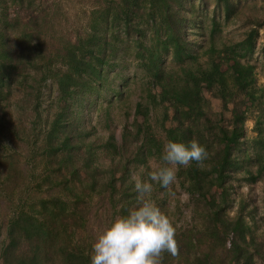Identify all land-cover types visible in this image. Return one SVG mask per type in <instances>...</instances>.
<instances>
[{"label":"trees","instance_id":"1","mask_svg":"<svg viewBox=\"0 0 264 264\" xmlns=\"http://www.w3.org/2000/svg\"><path fill=\"white\" fill-rule=\"evenodd\" d=\"M194 1H106L103 11L94 12L100 16L91 19L86 35L47 60L31 44L28 27L18 31V18L11 22L5 1H0V130L7 128L12 138L25 139L30 157L39 156L44 166L38 192L11 200L10 216L0 223L3 264H90V199L96 195L103 205L108 198L113 208L119 205V215H126L136 201L131 172L141 165L148 169L150 148H156L159 158L169 139L186 144L195 139L208 152L202 165L193 161L177 173L179 186L191 193L193 219L200 222L183 234L181 244L176 240V253L185 250L187 264H253L255 257L264 258V238L258 239L246 220L245 203L241 201L233 216L226 210L240 172L248 183L262 181L264 203V155L251 158L241 148L247 116L238 106L226 125L218 126L220 117L208 128L210 109L204 96H230L229 83L232 88L246 84L255 96L253 140L264 145V85L257 86L254 66L242 61L254 52L258 31L264 33V14L248 19V31L231 45L218 48L213 28L208 48L200 53L190 39L198 16L191 8ZM199 1L206 6V0ZM237 7L232 0H214L212 24L216 26L215 17L234 15ZM130 55L138 60L144 80L136 101L130 100L136 72H126L124 59ZM53 61L65 69L53 70ZM48 79L56 97L41 117L40 85ZM15 89L22 91L20 97L13 95ZM28 107L34 116L26 128L18 109ZM157 107L162 108L157 123L164 141L155 139L147 125ZM112 108L122 112L121 122H116ZM166 121L170 127H164ZM251 162L255 172L246 167ZM12 164L11 170L16 168ZM213 186L221 190L218 205L206 197ZM230 233L229 254L217 255ZM203 245L204 250L195 251Z\"/></svg>","mask_w":264,"mask_h":264},{"label":"rangeland","instance_id":"2","mask_svg":"<svg viewBox=\"0 0 264 264\" xmlns=\"http://www.w3.org/2000/svg\"><path fill=\"white\" fill-rule=\"evenodd\" d=\"M1 1V0H0ZM6 6V16L12 22L13 19L18 18L20 31L25 27H28L27 31L33 35L31 44L35 47L36 51L40 52L46 60L54 57L56 52L66 43H73L79 36L83 37L89 31V24L91 19L100 16L95 13L96 11H103L106 1L112 0H4ZM118 1V0H113ZM237 4V10L235 14L229 18L223 16L215 17L216 26L212 24V8L214 0H206V6H202L199 0H195L191 3V8L197 12L196 24L192 27L190 33V39L195 43L199 52H203L209 46V39L211 37L210 32L215 29L213 34L214 44L220 48L223 45L233 44V42L239 41L244 32L248 31L247 25L248 19L261 18L264 14V0H232ZM1 6V5H0ZM1 12V7H0ZM94 14V15H93ZM264 33L263 30L258 31V35L255 43V50L252 54L246 55L242 61L247 62L254 66V74L256 78L257 86L264 85V50H263ZM125 63L127 65V73L136 72L134 77V83L132 87L136 90L134 94L130 96V100L136 101L138 94L142 88L144 82L142 75L137 68L138 60L133 55L127 56ZM200 60H205V57H201ZM53 70L63 71V67L57 61L52 62ZM225 66L221 67V70H225ZM204 86V85H203ZM227 91H231L230 96L213 97L210 93L205 92L204 96L209 104L210 116L206 118V124L208 128H212L215 121L218 122V118H222V122H219L218 126L226 125L231 117V111L234 107H240L244 110L247 116L245 121V138L241 145V148L245 151L249 157L254 158L258 155H264V145L256 143L253 138L256 135L253 131V118L256 115V107L254 95L246 89V84H242L241 87L232 88V84L229 83ZM14 96L20 97L22 91L15 89ZM56 97V87L51 79L46 80L40 85L39 95V107L41 109V117H44L47 112L43 110L48 107L50 102ZM264 101V93L262 97ZM100 103V101H97ZM14 106V105H11ZM105 106V103H103ZM171 114V110L164 106ZM19 114L22 117L21 123L26 128L30 127L33 120L34 113L31 108H25L19 110ZM111 113L114 115L116 122L123 120L122 112L119 109L112 108ZM162 108L157 107L147 125H150L151 132L155 139L164 141V134L157 119H160ZM16 117H13V119ZM141 119L138 122L140 128H143ZM145 125V124H144ZM164 127H170L168 121L163 123ZM118 133V129L115 130ZM264 132V127H263ZM150 157L147 162V168L159 162V158L156 156V148H150ZM104 162H107L103 158ZM15 165V169L11 170L10 164ZM254 162L248 163L247 168L252 172H255ZM43 164L40 162V157H30V151L27 147L25 139L12 138L7 132V128L0 130V181L4 182L5 193L0 198V223L6 221L10 214L8 212V204L12 201H17L19 197L34 196L38 192V185L40 184V175L43 172ZM138 166L135 170H137ZM23 169V173H21ZM134 170V171H135ZM246 174L243 172L238 173L237 179L233 182L234 190L228 200L227 212L230 216H233L234 211L238 208L241 201L245 203L243 214L248 220L251 229L254 231L255 236L258 239L264 238V203H263V183L258 180L255 183H248L246 181ZM154 185L151 198L160 207L162 211L168 214L174 222L179 224L176 232L175 239H179V244L183 239V234L187 230H191L193 225L198 224L195 215L193 214V203L188 205H181L175 197L171 195L172 191L184 190L179 186L177 182L171 186L170 190L156 189ZM249 188H252L250 190ZM41 190V189H40ZM42 190H45V186H42ZM221 190L216 186L210 188L207 193V199L209 203L218 205L220 203ZM103 205L100 202L98 196H93L90 199L91 205H93V211L89 216L86 224L89 235L91 236V243L95 240L100 231L107 227L113 218L119 216L117 213L118 206L114 208L110 206L108 198L103 199ZM176 200V207L173 209L172 202ZM136 206V201L132 207ZM190 206V218L184 217V210ZM200 227H198L199 229ZM232 233L225 236V247L218 249L215 252L225 257L228 255L229 248L232 242ZM177 242V241H176ZM2 245V235H0V250ZM206 247L203 245L196 252L204 250ZM194 251V252H195ZM215 253V254H216ZM186 252L180 251L172 254L170 252H164L160 264H187ZM190 259L193 253L189 254ZM189 259V260H190ZM0 264L2 260L0 258ZM253 264H264V258L255 257Z\"/></svg>","mask_w":264,"mask_h":264},{"label":"clouds","instance_id":"3","mask_svg":"<svg viewBox=\"0 0 264 264\" xmlns=\"http://www.w3.org/2000/svg\"><path fill=\"white\" fill-rule=\"evenodd\" d=\"M119 135V133H117ZM208 158L206 146L193 139L187 144L169 139L161 151L159 162L146 169L141 165L129 177L136 192V206L119 215L98 233L91 245L90 264H160L164 252L175 254V235L179 224L160 209L151 198L154 185L165 190L177 183L180 166H197ZM171 195L181 205L190 204L191 193L181 190ZM173 209L176 200L172 202ZM190 218V206L184 210Z\"/></svg>","mask_w":264,"mask_h":264}]
</instances>
